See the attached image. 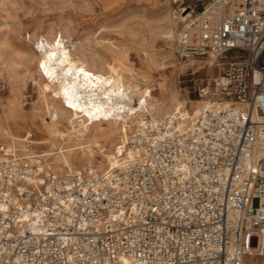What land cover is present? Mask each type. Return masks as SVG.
<instances>
[{
  "label": "built area",
  "instance_id": "obj_1",
  "mask_svg": "<svg viewBox=\"0 0 264 264\" xmlns=\"http://www.w3.org/2000/svg\"><path fill=\"white\" fill-rule=\"evenodd\" d=\"M197 2L173 39L217 69L197 115L143 110L105 170L0 144V264H264V0Z\"/></svg>",
  "mask_w": 264,
  "mask_h": 264
},
{
  "label": "bare ground",
  "instance_id": "obj_2",
  "mask_svg": "<svg viewBox=\"0 0 264 264\" xmlns=\"http://www.w3.org/2000/svg\"><path fill=\"white\" fill-rule=\"evenodd\" d=\"M185 12L183 9L179 14L180 20L187 16ZM170 15L165 14L162 22L154 26L167 44L173 39L171 25L175 20ZM66 28L49 26L47 32L28 33L27 41L33 43L30 46L25 43L12 46L7 39L0 41V63L9 72H14V65L25 64V69H31L38 76L39 93V105L28 114L23 112L17 98L6 100V111L0 115L3 145L13 146L21 153L34 152L32 145L25 149V140L39 145L47 142L44 138L52 136L54 140L49 141V150L39 153L44 169L60 173L65 162L75 169L94 164L99 170H105L134 158L139 152L134 149L121 155L116 148L118 143H125L128 134L140 122L143 110L150 112L155 120L178 107H185L192 116L199 113L203 100L180 97L174 88H160V96L154 97L152 90L156 88L147 86L149 76L132 66L123 45L107 40L102 44L103 49L87 50L70 38L69 28ZM145 57L149 67L164 64V55L158 58L145 51ZM207 63L210 65V60ZM142 82L147 85L141 87ZM133 98L137 99V104L131 105ZM41 109L45 116L41 115ZM12 131L24 134L19 136ZM33 134L38 140L33 139ZM16 141L23 142V147H16ZM114 145L116 147L112 148ZM260 242L264 247V231ZM250 261L264 263V258L256 256Z\"/></svg>",
  "mask_w": 264,
  "mask_h": 264
},
{
  "label": "rangeland",
  "instance_id": "obj_3",
  "mask_svg": "<svg viewBox=\"0 0 264 264\" xmlns=\"http://www.w3.org/2000/svg\"><path fill=\"white\" fill-rule=\"evenodd\" d=\"M196 3L199 9L201 3L197 0H0V41L7 39L12 46H19L21 43L30 46L33 43L31 40L27 41L28 33L47 32L49 26L63 25L67 27L66 29L69 28L70 38L74 39V42L78 41L77 45L87 50L103 49L102 44L107 40L123 45L132 66L139 73L149 76L148 85L142 82L141 87L154 86L156 88V91L152 90L154 97L160 96V88L166 90L174 88L180 97L194 101L198 99L197 85L217 73L216 67L207 63L209 59L179 61L174 54L173 39L177 28L182 24L178 17L181 9L186 4ZM167 13L171 14L173 20L175 19L171 25L173 39L169 40V44L159 34V30L154 28L158 22H162ZM146 24L149 26L147 27ZM152 28L153 30L149 31ZM133 31L135 35L132 36ZM151 37L153 42L150 40ZM145 51L158 58L164 55V64L147 66ZM26 67L25 64L18 63L14 65V72H9L0 63V73L5 82L0 90V115L6 111L7 99L17 98L26 114L39 105L38 76L35 72H31V69H25ZM28 67L31 68L30 65ZM45 114L41 109V115L45 116ZM12 132L19 136L24 134ZM32 137L38 140L36 135L33 134ZM43 140L47 142L39 145L31 144L34 152L40 153L44 149L48 151V143L54 138L50 136ZM0 144H2L1 137ZM15 144L16 147H23V142L16 141ZM63 152H66L64 145Z\"/></svg>",
  "mask_w": 264,
  "mask_h": 264
}]
</instances>
